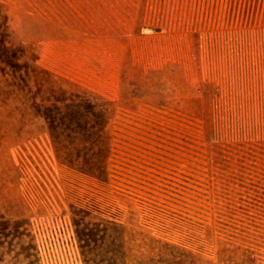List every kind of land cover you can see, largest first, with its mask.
Returning a JSON list of instances; mask_svg holds the SVG:
<instances>
[{
	"label": "rangeland",
	"instance_id": "obj_1",
	"mask_svg": "<svg viewBox=\"0 0 264 264\" xmlns=\"http://www.w3.org/2000/svg\"><path fill=\"white\" fill-rule=\"evenodd\" d=\"M0 264H264V0H0Z\"/></svg>",
	"mask_w": 264,
	"mask_h": 264
},
{
	"label": "trees",
	"instance_id": "obj_2",
	"mask_svg": "<svg viewBox=\"0 0 264 264\" xmlns=\"http://www.w3.org/2000/svg\"><path fill=\"white\" fill-rule=\"evenodd\" d=\"M75 102H77V104H75L78 105L77 107H81L77 112L79 113L80 111V115H83L84 119H82V116L81 119L77 118L74 110L67 106ZM62 105H64V108L58 105L54 106L52 109L53 112L47 113L46 117L52 124H57V126L61 125L66 131L82 133V135L91 136L94 142H100L102 145L103 157L100 158L99 161L101 164V171L104 172L106 169V160L109 157V155H106L109 146L105 141V114L97 110L94 104L89 100L78 99L72 100L70 103L66 100L62 101Z\"/></svg>",
	"mask_w": 264,
	"mask_h": 264
}]
</instances>
